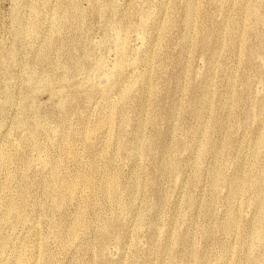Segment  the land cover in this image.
<instances>
[{
	"label": "rangeland",
	"instance_id": "374dc122",
	"mask_svg": "<svg viewBox=\"0 0 264 264\" xmlns=\"http://www.w3.org/2000/svg\"><path fill=\"white\" fill-rule=\"evenodd\" d=\"M190 1L0 0V264H264V0Z\"/></svg>",
	"mask_w": 264,
	"mask_h": 264
},
{
	"label": "bare ground",
	"instance_id": "6f19581e",
	"mask_svg": "<svg viewBox=\"0 0 264 264\" xmlns=\"http://www.w3.org/2000/svg\"><path fill=\"white\" fill-rule=\"evenodd\" d=\"M189 2H191L190 0H189ZM195 7V6H194ZM64 13V12H63ZM257 13V12H256ZM257 23V22H256ZM123 32V31H122ZM121 32V34H123ZM122 36V38H119V39H121V43H119L121 46L123 45V43H124V37H123V35H121ZM120 37V36H119ZM120 50H122V47H120ZM7 160H10V157H9V155H7ZM86 180V182H88L89 184H90V178H86L85 179ZM66 186V185H65ZM88 186V185H87ZM133 187V186H132ZM115 188H116V181L112 178V179H109V180H107V182L104 184V186H103V191H104V193L107 195V196H111V194L115 191ZM69 189V188H68ZM74 190H75V185H71L70 186V189H69V193L71 194V193H73L74 192ZM239 191V190H238ZM69 194V195H70ZM71 196V195H70ZM20 263H22V262H20Z\"/></svg>",
	"mask_w": 264,
	"mask_h": 264
}]
</instances>
